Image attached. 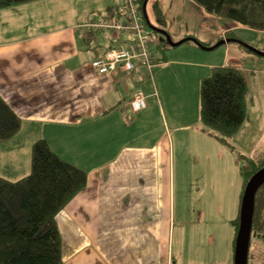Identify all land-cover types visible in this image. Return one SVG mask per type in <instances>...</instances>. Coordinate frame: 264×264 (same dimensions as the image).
<instances>
[{
    "label": "crops",
    "instance_id": "obj_1",
    "mask_svg": "<svg viewBox=\"0 0 264 264\" xmlns=\"http://www.w3.org/2000/svg\"><path fill=\"white\" fill-rule=\"evenodd\" d=\"M72 1L0 7V95L21 118L18 132L0 142V176L14 181L27 175L39 138L86 172L85 186L55 215L61 264H179L190 235L195 245L203 236L215 243L203 248L206 261L199 264H233L232 221L243 179L232 152L200 122L199 85L215 66L241 72L246 115L232 142L250 157H263L264 55L227 41L226 33L243 25L193 0H146V28L167 42L182 37L173 47L186 41L188 51L168 55L171 46L158 38L150 74L138 62L132 70L99 73L92 59L126 39L79 25L101 19L122 0L93 9ZM193 38L222 41L207 49ZM167 75L179 91L170 93ZM137 93L146 106L133 113L129 102Z\"/></svg>",
    "mask_w": 264,
    "mask_h": 264
},
{
    "label": "trees",
    "instance_id": "obj_2",
    "mask_svg": "<svg viewBox=\"0 0 264 264\" xmlns=\"http://www.w3.org/2000/svg\"><path fill=\"white\" fill-rule=\"evenodd\" d=\"M27 1L31 0H0V7ZM193 1L223 19L264 30V0ZM136 2L140 3L137 4L142 16L144 0ZM153 8L156 20L163 25L164 17L156 2ZM226 36L227 41L245 47L233 32L228 31ZM193 39L206 47L222 41L217 39L208 45ZM246 91V81L241 72L228 65L212 67L199 85L200 122L210 136L232 152L243 179L241 197L250 177L264 167V156L250 157L232 142L245 119ZM20 125V116L0 95V142L12 138ZM30 151L27 175L14 181L0 176V264H61V238L55 215L85 186L86 172L63 159L44 138L34 141ZM238 223L239 212L232 221L234 242ZM254 244L261 245L264 251V183L254 193L246 264H252ZM258 264H264V254Z\"/></svg>",
    "mask_w": 264,
    "mask_h": 264
},
{
    "label": "built area",
    "instance_id": "obj_3",
    "mask_svg": "<svg viewBox=\"0 0 264 264\" xmlns=\"http://www.w3.org/2000/svg\"><path fill=\"white\" fill-rule=\"evenodd\" d=\"M79 26L88 30H108L126 39L119 46H108L92 59L91 65L99 73H106L117 67L132 70L136 62L148 74L151 73L153 59L148 47L149 37L136 0H122L119 8H111L101 19H91ZM129 105L133 113L138 112L146 106L145 97L137 93L131 98Z\"/></svg>",
    "mask_w": 264,
    "mask_h": 264
},
{
    "label": "rangeland",
    "instance_id": "obj_4",
    "mask_svg": "<svg viewBox=\"0 0 264 264\" xmlns=\"http://www.w3.org/2000/svg\"><path fill=\"white\" fill-rule=\"evenodd\" d=\"M107 1L108 0H81L80 5L88 6L90 9H93L94 4L100 5L101 3H104L105 5H103L101 7L105 8L106 3H108ZM112 2L118 4L120 2V0H110L109 1V3H112ZM72 3L76 5V4H78V1L73 0ZM98 9H100V8H98ZM98 16H99V13H96L94 17H98ZM84 21H88V20H84ZM147 29H148V27H147ZM233 30H234V35L236 37H238L239 39H241V41H243V45L245 47H242V50L246 51L247 53L255 54L254 52H256L257 54H264V30L252 29V28L247 27V26L246 27H244V26L235 27V29H233ZM149 36H150L149 51L151 52L152 56H154V53L156 51V43L154 41H156L158 38L161 41L165 42L166 45H168V47H169V45L171 46L167 50L168 55H170L172 52L173 56L181 57L183 55V52L188 51V45H187V43H185L186 41L183 42L184 44L181 43V44H179V46L173 47V45L170 43V41L167 42V40L161 34L160 35L155 34L154 31L148 29V37ZM181 38L182 37H177L174 35L172 36V40L174 42L180 41ZM230 43H232V42H230ZM234 43L236 44V42H234ZM237 44L239 45V43H237ZM162 46H163V43H162ZM223 46L224 45H222V47ZM256 50L260 51L261 53L257 52ZM176 83H177V81L173 78L172 75L171 76L167 75L166 78L164 79V84L167 87V89L170 91L171 94H173L175 91L180 90V88L175 89V86L177 85ZM165 86H163V88H162L163 97L165 96V89H164ZM214 163H215V160L211 157V164H214ZM187 181L188 180H186L185 182H187ZM193 226H195V225L190 224L191 229H194ZM186 241H187L186 247H188V249L184 253L182 259H179V264H193L192 263L193 260H197V262H195L194 264H199V260L204 259V261H206L205 258L201 257L203 254V248L207 249L209 247L215 246V243L207 244L205 236H203L202 239L199 237L196 245H195V237L192 235H190L188 237V240L186 237ZM252 252L254 254V259L252 260V264H258L261 256H263V254H264V251H263L261 245L259 246L258 244H254L252 246ZM175 259H177V258H175ZM175 264H176V262H175Z\"/></svg>",
    "mask_w": 264,
    "mask_h": 264
},
{
    "label": "water",
    "instance_id": "obj_5",
    "mask_svg": "<svg viewBox=\"0 0 264 264\" xmlns=\"http://www.w3.org/2000/svg\"><path fill=\"white\" fill-rule=\"evenodd\" d=\"M145 3L146 0L143 3V8L145 7ZM157 31L165 34L163 30L158 29ZM169 38L170 37L168 36L167 39L169 40ZM170 43L172 45H175L177 42L174 43L170 41ZM218 43L220 42H217L215 45H217ZM257 52L261 53L260 51ZM262 183H264V167L259 169L250 177L244 188L243 195L241 197L240 210H239V223H238V228L234 242L233 264H246L254 193Z\"/></svg>",
    "mask_w": 264,
    "mask_h": 264
}]
</instances>
